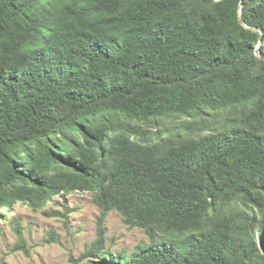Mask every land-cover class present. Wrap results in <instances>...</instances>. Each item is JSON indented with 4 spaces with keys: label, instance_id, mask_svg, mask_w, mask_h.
<instances>
[{
    "label": "trees",
    "instance_id": "16d2710c",
    "mask_svg": "<svg viewBox=\"0 0 264 264\" xmlns=\"http://www.w3.org/2000/svg\"><path fill=\"white\" fill-rule=\"evenodd\" d=\"M75 192L93 264H264V0H0V218Z\"/></svg>",
    "mask_w": 264,
    "mask_h": 264
},
{
    "label": "rangeland",
    "instance_id": "374dc122",
    "mask_svg": "<svg viewBox=\"0 0 264 264\" xmlns=\"http://www.w3.org/2000/svg\"><path fill=\"white\" fill-rule=\"evenodd\" d=\"M179 122H165L161 127L166 133L173 131ZM98 216L99 210L90 194L82 192L57 196L36 211L25 204H17L0 218V264H93L92 259L82 255L96 238ZM16 225L21 230L25 250L15 248L18 242ZM104 227L106 248L113 254L124 251L131 255L149 242L143 230L128 228L117 211L107 215Z\"/></svg>",
    "mask_w": 264,
    "mask_h": 264
}]
</instances>
